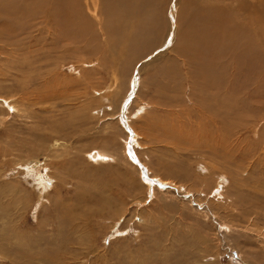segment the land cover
<instances>
[{
	"label": "rangeland",
	"instance_id": "374dc122",
	"mask_svg": "<svg viewBox=\"0 0 264 264\" xmlns=\"http://www.w3.org/2000/svg\"><path fill=\"white\" fill-rule=\"evenodd\" d=\"M208 1L223 19L240 20L242 5L264 10V0ZM94 30L66 52L47 53L43 33L0 43V98L18 108L0 99V264H264V76L257 94L242 83L231 96L225 84V152L210 149L188 135L180 69L168 78L157 62L139 76L147 51L113 53ZM122 101L129 132L116 123ZM96 151L108 157L93 162ZM29 166L49 184L36 212ZM21 240L32 259L16 255Z\"/></svg>",
	"mask_w": 264,
	"mask_h": 264
},
{
	"label": "bare ground",
	"instance_id": "6f19581e",
	"mask_svg": "<svg viewBox=\"0 0 264 264\" xmlns=\"http://www.w3.org/2000/svg\"><path fill=\"white\" fill-rule=\"evenodd\" d=\"M242 7L240 20H232L215 16L214 5L208 0H164V3L162 0H0V43L6 46L22 45L15 40L19 35L26 31L30 35L43 33L49 42L46 43L49 46H46L47 53L54 49L64 52L70 46L84 43L86 37L94 40L96 27L99 33H103V42L113 53L118 50L128 54L130 52V58L147 51L138 63L135 74L140 76L148 66L157 62L169 64L165 74L168 78L170 72L176 69L177 73L180 69L185 78L183 92L191 90L188 99L192 105L188 111L190 139L195 137L208 144V148L215 150L218 146L225 152V84L230 89L231 96L237 93V85L240 87L242 83L244 86L253 83L252 90L257 94L264 76L263 71L260 74L257 71L264 62V10H261L260 15L253 7ZM163 12L167 16H163ZM34 39L32 37L28 40L31 42ZM151 48L154 49L152 52L149 51ZM35 54L33 52L25 57L29 67L37 64ZM225 70L228 75L226 81ZM241 79L242 82L238 84ZM42 95L48 96L46 93ZM0 99L13 112L18 113L17 106L12 102L8 104L7 99ZM123 101L117 115V120H120L116 123H121L129 132V127L125 125L130 118L127 111L123 115ZM137 109L139 110L132 118L136 121L143 120L146 123L143 129L146 130L147 107L138 106ZM120 130L123 132V129ZM131 137H134L131 140L132 147H139L135 132ZM130 154L133 155V152ZM106 157L108 155L101 151L92 155L93 162H102ZM29 165H34L33 169L39 167L37 162H30ZM141 172L143 174L145 171L141 169ZM26 177H32L35 182L38 194L34 204L36 212L42 208L43 203H48L44 198L48 194L49 184L44 182L42 173L32 170V167L27 169ZM145 179L147 182L142 179L141 182L146 188H150L153 178L152 181L146 177ZM157 181L164 186L169 184L160 179ZM179 189L180 192L183 191L182 187ZM2 236L5 237L6 234L3 232ZM40 236V240H43L41 231ZM27 245V242L21 240L16 253L21 259L25 258V261L32 259L36 253V247ZM260 252L264 254V251ZM254 254L263 257L259 252Z\"/></svg>",
	"mask_w": 264,
	"mask_h": 264
}]
</instances>
